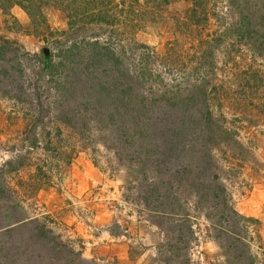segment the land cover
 Listing matches in <instances>:
<instances>
[{
    "label": "rangeland",
    "instance_id": "obj_1",
    "mask_svg": "<svg viewBox=\"0 0 264 264\" xmlns=\"http://www.w3.org/2000/svg\"><path fill=\"white\" fill-rule=\"evenodd\" d=\"M113 1L156 12L140 29L128 12L69 27L67 0L34 16L0 7V211L16 201L25 216L0 228V264H220L216 236L235 218L264 264V50L226 29L262 31L264 0H197L193 27L191 0ZM172 84L177 102L129 100ZM136 113L156 123L132 124Z\"/></svg>",
    "mask_w": 264,
    "mask_h": 264
},
{
    "label": "trees",
    "instance_id": "obj_2",
    "mask_svg": "<svg viewBox=\"0 0 264 264\" xmlns=\"http://www.w3.org/2000/svg\"><path fill=\"white\" fill-rule=\"evenodd\" d=\"M43 0H0V7L5 9L8 8L12 5H17L19 6L24 12L27 13V15L30 16H34L33 11L37 10L38 12H40V3ZM137 0H132V2H136ZM159 0H157L158 2ZM197 0H191V6L187 9V20L185 22V25H189L190 27L193 26H197L200 22L202 17H204V10L202 9V4L199 3V1L196 3ZM233 0H227L228 3H231ZM120 2H123V0H121ZM133 4L129 1L125 7L121 6L118 4V2H115L113 0H67V9L69 8V12L67 13L68 15V26L70 27L72 24H75L78 21H86V22H94L96 24L98 23H106L108 25H112L113 23H125L126 22V18L127 15H123L121 18L118 15L119 13H126L128 12V14H130V17L128 16V24L132 25L134 28H141L144 23L147 22L146 17L153 13L156 12V7L154 9V7L148 11V12H138V10L136 12L133 13ZM199 8V9H198ZM117 12V14H116ZM189 13V14H188ZM153 18H150L149 21H153ZM231 27V28H230ZM230 27H226V29L229 31H234L233 33L236 34L237 38H242V39H246V44L248 45H252L253 43H257V46H261L262 49L264 50V25L262 27V31H256L255 29L250 31L249 28H238L236 25L230 24ZM110 28H112L110 26ZM225 29V28H224ZM226 32V31H225ZM225 32L222 31V33L224 34ZM226 32V33H227ZM253 34H252V33ZM221 33V34H222ZM255 34V35H254ZM252 35V36H251ZM220 36V35H219ZM219 36H214L212 41H208V45L211 44V42L214 41H219ZM74 45L76 46V44H71V46ZM90 45L94 46V48L96 49H103V52L105 51V47H100V45L98 44V42L96 41V39H93L92 41H90ZM112 55L113 51L112 50H108V52H104L105 54L109 53ZM172 52V49H171ZM143 53V58L140 61H136L135 65H136V70L134 75L136 76V80L137 81H145L144 80V75H146L147 72V68H148V59H149V55H148V51L142 52ZM108 55V54H107ZM107 57V56H106ZM202 57V54H201ZM195 65L191 66L190 68L192 69V71H195L194 69H197L201 66V61L200 59L198 61H195ZM143 76V77H142ZM258 77V76H257ZM140 78L142 80H140ZM139 79V80H138ZM248 81H246L247 86H253V87H258V84L256 81H253L251 83V85H249V83H247ZM175 84H172L171 86H174ZM169 87L168 90L162 92V93H155V97L151 96L149 99H146L144 97V95H139V98L136 99H129L131 101V103L133 104H140L143 107V102L146 101V103L148 102L149 104H153L154 102H158L160 100H162L165 96V99L168 102H172L174 103L177 102V98H175L176 94H178V88H176V85L174 87ZM214 89V87H213ZM192 90L198 91V87L197 85H193ZM202 94V93H201ZM199 93V97H201L202 101L205 102L204 97ZM188 95V94H187ZM189 96V95H188ZM186 96V98L188 97ZM180 100L181 101H186L187 99H185L184 95L180 94ZM157 104V103H156ZM137 114V113H136ZM103 115L105 116V113H103ZM151 118V116H147V118ZM157 117V116H156ZM136 122L133 121L132 124H139L141 126V128H145L151 125H154L156 123V119L155 117H152L153 119H146L143 115L137 114L136 115ZM159 120V119H158ZM196 123H198V121H195ZM170 140V138H169ZM172 141V139H171ZM200 170V169H199ZM217 186V185H215ZM217 188V187H216ZM0 194L1 195H7V189H3V187L0 189ZM8 200L10 198V196H7ZM6 206L4 207L5 211H8L7 214L6 212H1L0 213V228L1 227H6L4 229H2V231H6L9 232L11 231L12 228L14 227H7L8 225V220L7 218L10 220V218L12 219V223H16L13 226L20 228L22 226V224H25V221H22V218H24L25 216L22 215V213L24 214L22 208L19 206V204L16 201H11L9 204H5ZM12 210V211H10ZM19 210V211H18ZM14 212H21L19 216L13 217L11 214ZM230 213L235 215V216H239L240 218H243L241 215H238V213H236L235 211H231L230 209ZM6 214V215H5ZM7 217V218H6ZM236 220H232L231 223L227 225L226 228L222 229L221 231H219L218 235L216 236V243L219 245V248L222 250L223 252V260L220 264H254V260L252 259V257L248 254V250L247 248H245L244 246V242L242 237L239 238L238 234H239V224L237 223V218H235ZM247 220V218L245 219ZM250 220V219H248ZM33 220L31 218H29L27 220V224H32ZM6 223V224H5ZM34 225L33 227H39L40 229H42L44 232L42 233V235L40 236L38 233V238L41 239L42 241H44L47 245L50 244V242H48V239L51 238L50 237V232L48 231V229H43L41 226H39L40 224H38V226L36 224H32ZM33 235V234H32ZM40 236V237H39ZM17 237H20V235H18ZM240 245H243L244 247H241ZM45 247V246H43ZM48 250L53 251V249L51 247H48ZM4 250L3 247V242L1 240V236H0V252ZM6 254V251L4 252ZM4 254V256H5ZM240 258V259H239ZM238 259V260H237Z\"/></svg>",
    "mask_w": 264,
    "mask_h": 264
},
{
    "label": "water",
    "instance_id": "obj_3",
    "mask_svg": "<svg viewBox=\"0 0 264 264\" xmlns=\"http://www.w3.org/2000/svg\"><path fill=\"white\" fill-rule=\"evenodd\" d=\"M42 52H43L44 54H46V53H47V49H46V48H43V49H42Z\"/></svg>",
    "mask_w": 264,
    "mask_h": 264
}]
</instances>
